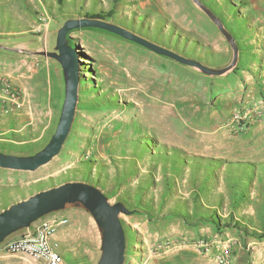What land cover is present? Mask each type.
Wrapping results in <instances>:
<instances>
[{
  "label": "rangeland",
  "instance_id": "1",
  "mask_svg": "<svg viewBox=\"0 0 264 264\" xmlns=\"http://www.w3.org/2000/svg\"><path fill=\"white\" fill-rule=\"evenodd\" d=\"M201 1L239 47L236 66L223 75L104 29L70 32L83 68L71 130L36 170L0 167V211L41 189L87 181L131 211L121 213L123 264H264V0ZM92 14L212 68L233 58L193 0H0V76L22 99L15 114L0 112V151L32 155L49 142L65 82L60 63L41 51L54 49L68 18ZM42 168L52 171L34 175ZM43 223L61 232L63 264L98 261L99 231L80 207L10 234L0 253L45 264L8 249Z\"/></svg>",
  "mask_w": 264,
  "mask_h": 264
},
{
  "label": "water",
  "instance_id": "2",
  "mask_svg": "<svg viewBox=\"0 0 264 264\" xmlns=\"http://www.w3.org/2000/svg\"><path fill=\"white\" fill-rule=\"evenodd\" d=\"M218 26L233 49V58L225 67L212 68L201 61L186 57L167 48L134 30L123 27L100 17L68 18L58 29L53 50L41 54L55 58L62 68L65 82V98L55 132L49 142L32 155H17L0 151V167L33 171L49 162L61 150L75 119L81 83V49L72 30L93 27L107 30L127 40L135 42L155 53L168 56L178 62L192 66L211 75H223L237 64L239 47L232 33L224 26L221 18L201 0H193ZM0 47L6 48L0 44ZM80 207L93 217L100 235L101 254L95 264H123L127 248L125 227L121 213H131L124 202H111L107 194L98 186L87 181L69 180L49 188L41 189L30 196L0 211V243L10 234L26 227L44 215L62 209Z\"/></svg>",
  "mask_w": 264,
  "mask_h": 264
},
{
  "label": "built area",
  "instance_id": "3",
  "mask_svg": "<svg viewBox=\"0 0 264 264\" xmlns=\"http://www.w3.org/2000/svg\"><path fill=\"white\" fill-rule=\"evenodd\" d=\"M22 106L19 91L8 78L0 76V112L15 114ZM66 222L60 220L58 224ZM54 223H43L25 233L18 239L10 241L8 249L13 252H25L45 264H63L59 244L53 240L56 232Z\"/></svg>",
  "mask_w": 264,
  "mask_h": 264
},
{
  "label": "crops",
  "instance_id": "4",
  "mask_svg": "<svg viewBox=\"0 0 264 264\" xmlns=\"http://www.w3.org/2000/svg\"><path fill=\"white\" fill-rule=\"evenodd\" d=\"M45 167V166H44ZM43 167V168H44ZM43 168L42 169H40L36 174H34V175H42V174H45V173H47V172H50V171H52V170H47V171H43ZM35 177V176H34ZM63 226V225H62ZM60 237H61V232L60 231H58L57 233H55L54 235H53V240H55L58 244H59V242H60ZM5 255H3L2 253H0V264H32V262L28 259V257L27 258H24V259H22V260H18V259H13L12 257H8V258H6L5 259ZM33 264H35L34 262H33Z\"/></svg>",
  "mask_w": 264,
  "mask_h": 264
},
{
  "label": "trees",
  "instance_id": "5",
  "mask_svg": "<svg viewBox=\"0 0 264 264\" xmlns=\"http://www.w3.org/2000/svg\"><path fill=\"white\" fill-rule=\"evenodd\" d=\"M109 15L112 14V12L108 13ZM91 17H100V18H104V16H102L101 14H92L90 15Z\"/></svg>",
  "mask_w": 264,
  "mask_h": 264
},
{
  "label": "bare ground",
  "instance_id": "6",
  "mask_svg": "<svg viewBox=\"0 0 264 264\" xmlns=\"http://www.w3.org/2000/svg\"><path fill=\"white\" fill-rule=\"evenodd\" d=\"M139 67V66H138ZM141 67V66H140ZM135 70V69H134ZM108 122V121H107ZM48 167V166H47Z\"/></svg>",
  "mask_w": 264,
  "mask_h": 264
}]
</instances>
